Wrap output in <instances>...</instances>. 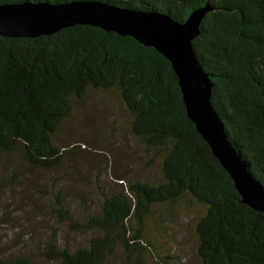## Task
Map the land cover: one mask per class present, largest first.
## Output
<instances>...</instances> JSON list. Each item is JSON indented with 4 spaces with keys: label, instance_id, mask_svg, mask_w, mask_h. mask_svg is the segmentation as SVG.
<instances>
[{
    "label": "trees",
    "instance_id": "obj_1",
    "mask_svg": "<svg viewBox=\"0 0 264 264\" xmlns=\"http://www.w3.org/2000/svg\"><path fill=\"white\" fill-rule=\"evenodd\" d=\"M24 1L69 0L0 3ZM100 1L156 10L178 21L209 7L192 39L193 51L211 80V102L228 139L264 184V0ZM90 88L117 92L128 131L146 156L144 165L159 161L160 180L114 174L116 183L97 187L96 208L82 220L71 216L59 195L61 221L89 235L73 250L50 241L41 257L57 264H106L112 257L117 264H181L180 256L159 253L150 224L163 228V218L172 222L184 201L203 210L193 225L196 264H264V213L241 201L228 172L188 118L169 60L130 35L89 24L35 37L0 35L5 165L44 172L58 168L68 149L54 136L70 117L73 102L84 99ZM0 264L43 263L11 254Z\"/></svg>",
    "mask_w": 264,
    "mask_h": 264
},
{
    "label": "rangeland",
    "instance_id": "obj_2",
    "mask_svg": "<svg viewBox=\"0 0 264 264\" xmlns=\"http://www.w3.org/2000/svg\"><path fill=\"white\" fill-rule=\"evenodd\" d=\"M54 140L68 150L63 151L59 167L50 172L26 170L20 165L7 167L0 155V258L23 254L34 262L57 264L41 257L48 242L55 240L58 246L71 250L84 245L89 233L70 230L56 212L59 195L64 196L71 216L82 220L96 208L97 187L116 183L114 174L160 180L159 161L144 165L146 156L128 131L115 90L88 89L84 99L73 102L72 113ZM73 146L77 149L69 152ZM178 206L172 222L161 220L163 228L151 222L150 236L160 254L180 256L181 264H196L193 225L203 210L194 202L180 201ZM117 262L112 257L106 264ZM152 264L157 263L153 260Z\"/></svg>",
    "mask_w": 264,
    "mask_h": 264
},
{
    "label": "water",
    "instance_id": "obj_3",
    "mask_svg": "<svg viewBox=\"0 0 264 264\" xmlns=\"http://www.w3.org/2000/svg\"><path fill=\"white\" fill-rule=\"evenodd\" d=\"M207 10L208 6L198 8L184 21H178L156 10L121 7L100 0L0 3V35L35 37L89 24L130 35L143 45L154 47L169 60L188 118L228 172L241 201L264 213V184L251 173L228 139L211 102V80L193 51L192 39L199 33Z\"/></svg>",
    "mask_w": 264,
    "mask_h": 264
},
{
    "label": "bare ground",
    "instance_id": "obj_4",
    "mask_svg": "<svg viewBox=\"0 0 264 264\" xmlns=\"http://www.w3.org/2000/svg\"><path fill=\"white\" fill-rule=\"evenodd\" d=\"M215 109V108H214ZM225 127V126H224ZM233 146V145H232ZM234 147V146H233Z\"/></svg>",
    "mask_w": 264,
    "mask_h": 264
}]
</instances>
